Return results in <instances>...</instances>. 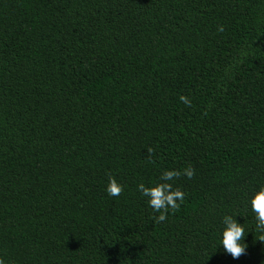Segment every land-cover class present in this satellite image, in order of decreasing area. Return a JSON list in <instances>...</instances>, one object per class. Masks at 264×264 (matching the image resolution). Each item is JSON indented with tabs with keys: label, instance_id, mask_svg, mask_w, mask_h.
I'll return each mask as SVG.
<instances>
[{
	"label": "trees",
	"instance_id": "obj_1",
	"mask_svg": "<svg viewBox=\"0 0 264 264\" xmlns=\"http://www.w3.org/2000/svg\"><path fill=\"white\" fill-rule=\"evenodd\" d=\"M189 165L180 210L154 222L137 185ZM261 185L264 0H0L5 264H264Z\"/></svg>",
	"mask_w": 264,
	"mask_h": 264
},
{
	"label": "clouds",
	"instance_id": "obj_2",
	"mask_svg": "<svg viewBox=\"0 0 264 264\" xmlns=\"http://www.w3.org/2000/svg\"><path fill=\"white\" fill-rule=\"evenodd\" d=\"M223 26L218 27V31H223ZM179 100L187 107H191V100L180 95ZM148 162L154 163L151 159L153 153L152 148L147 149ZM195 175V170L191 165L184 168L183 171L172 169L161 172L159 179L152 182L151 186H146L140 182L137 185V190L142 196L147 198L148 205L153 209L152 219L156 223L165 221L168 218L169 212L176 213L181 208V203L185 199V193L180 187H174L171 181H174L181 176H186L191 179ZM123 185L118 183L117 179L108 174V181L105 191L109 196L118 197L122 194ZM251 211L255 214L256 231L261 233L259 240L264 242V185L259 187V190L254 191L249 200ZM222 223L224 227L221 232V245L225 252L229 253L234 259H238L244 254L246 244L241 243L245 236V229L242 224L238 223L235 217L225 215ZM0 264H5L3 258H0Z\"/></svg>",
	"mask_w": 264,
	"mask_h": 264
}]
</instances>
